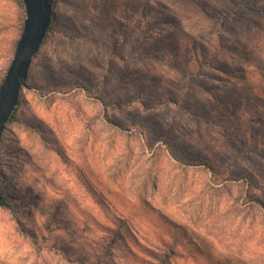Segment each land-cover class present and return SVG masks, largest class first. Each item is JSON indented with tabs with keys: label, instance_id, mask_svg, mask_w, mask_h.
I'll return each instance as SVG.
<instances>
[{
	"label": "rangeland",
	"instance_id": "rangeland-1",
	"mask_svg": "<svg viewBox=\"0 0 264 264\" xmlns=\"http://www.w3.org/2000/svg\"><path fill=\"white\" fill-rule=\"evenodd\" d=\"M53 2L0 264H264V0ZM25 17L0 0V85Z\"/></svg>",
	"mask_w": 264,
	"mask_h": 264
},
{
	"label": "water",
	"instance_id": "water-1",
	"mask_svg": "<svg viewBox=\"0 0 264 264\" xmlns=\"http://www.w3.org/2000/svg\"><path fill=\"white\" fill-rule=\"evenodd\" d=\"M25 21L10 67L0 85V149L6 125L19 105L27 86L34 57L40 52L53 20L51 0H23ZM0 189V204L2 202Z\"/></svg>",
	"mask_w": 264,
	"mask_h": 264
},
{
	"label": "trees",
	"instance_id": "trees-1",
	"mask_svg": "<svg viewBox=\"0 0 264 264\" xmlns=\"http://www.w3.org/2000/svg\"><path fill=\"white\" fill-rule=\"evenodd\" d=\"M16 2L18 3L19 7H20V8L23 10V12L25 13V7H24L23 0H16ZM51 2H52V5L54 6V2H53V0H51ZM54 23H55V17H54V15H53V20H52V23H51V27H50L49 30H48V33H47L46 38H45V40H44V42H43V44H42V47L46 44V42H47L48 39L50 38V34L52 33V31H53V29H54ZM42 47H41V48H42ZM38 54H39V53H38ZM38 54H37V55H38ZM37 55H36L34 58H36ZM30 70H31V69H30ZM22 91H23V90H22ZM22 91H21V93H22ZM20 103H21V96H20L19 105H18L17 108L15 109V112L13 113L11 119L9 120L8 124L6 125V128H7V126H8L9 124H12V123H14V122H19L20 118L18 117V107L20 106ZM5 131H6V129H5ZM5 131H4V133H5ZM3 135H4V134H3ZM2 140H3V139H2ZM1 150H2V146H1V149H0V153H1ZM0 166H1V162H0ZM0 171H1V169H0ZM0 189H1V185H0ZM1 191H2V190H1ZM2 195H3V192H2ZM0 206H6V207L10 206V204L8 203V200L4 197V195H3L2 202H1Z\"/></svg>",
	"mask_w": 264,
	"mask_h": 264
}]
</instances>
